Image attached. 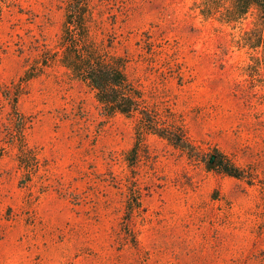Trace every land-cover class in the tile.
I'll list each match as a JSON object with an SVG mask.
<instances>
[{
    "label": "rangeland",
    "instance_id": "1",
    "mask_svg": "<svg viewBox=\"0 0 264 264\" xmlns=\"http://www.w3.org/2000/svg\"><path fill=\"white\" fill-rule=\"evenodd\" d=\"M200 2H92L94 39L192 154L45 65L68 0H0V264H264V67L244 47L263 23ZM214 149L244 177L207 170Z\"/></svg>",
    "mask_w": 264,
    "mask_h": 264
},
{
    "label": "trees",
    "instance_id": "2",
    "mask_svg": "<svg viewBox=\"0 0 264 264\" xmlns=\"http://www.w3.org/2000/svg\"><path fill=\"white\" fill-rule=\"evenodd\" d=\"M92 2L93 0H68L58 51L48 57V61H44L45 65L58 62L73 77L88 83L95 90L106 116L111 117L117 113L140 115L141 126L138 130L156 134L176 147L194 154L196 149L188 141L182 127L163 125L149 110L142 91L132 83L127 74L126 59L111 54L96 42L92 31ZM198 7L204 18L216 19L228 25L240 24L252 10H256L263 23V30L257 39H244V47L257 51L258 54L261 48L262 55L252 54L251 59L256 65L253 67H264V0H201ZM36 75V71L29 72L25 78L30 80ZM16 115L22 118L18 112ZM23 129L24 127L17 132L21 142L24 137ZM21 146L24 145L21 143ZM202 160L209 171L221 172L235 178L244 177V170L219 149H214Z\"/></svg>",
    "mask_w": 264,
    "mask_h": 264
}]
</instances>
